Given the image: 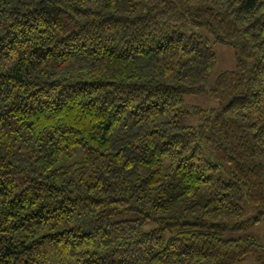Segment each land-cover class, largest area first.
I'll return each instance as SVG.
<instances>
[{"label": "trees", "instance_id": "obj_1", "mask_svg": "<svg viewBox=\"0 0 264 264\" xmlns=\"http://www.w3.org/2000/svg\"><path fill=\"white\" fill-rule=\"evenodd\" d=\"M260 223L264 0H0V264H264Z\"/></svg>", "mask_w": 264, "mask_h": 264}, {"label": "rangeland", "instance_id": "obj_2", "mask_svg": "<svg viewBox=\"0 0 264 264\" xmlns=\"http://www.w3.org/2000/svg\"><path fill=\"white\" fill-rule=\"evenodd\" d=\"M214 53L216 55V62L213 68L212 73L210 74L207 82L205 83V89L209 90L215 86L217 77L225 72V71H232L235 69L236 60H235V51L234 48L230 45H216L213 47ZM184 105L189 106H197L202 110H215L219 109V105L217 102L210 99L207 95L202 96H186L184 97ZM178 124L182 128H190L196 127L199 124V116L197 115H179L178 117ZM209 152L207 151V155ZM227 181V179H226ZM247 212H252V214L256 213V209L247 208ZM251 215V214H250ZM140 214L137 212H126L123 213L120 217L124 220H135L140 219ZM158 226L154 222H147L143 225V230L145 232H149L153 229H156ZM251 237L255 239L259 244H264L263 238V224L260 223L258 225H253L250 227L245 228L239 232H228L223 235L224 239H233V240H241ZM238 264H257L252 255L246 256L242 261Z\"/></svg>", "mask_w": 264, "mask_h": 264}]
</instances>
